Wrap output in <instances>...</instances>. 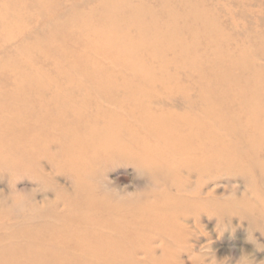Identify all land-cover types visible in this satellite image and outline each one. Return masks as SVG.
<instances>
[{
  "label": "bare ground",
  "instance_id": "bare-ground-1",
  "mask_svg": "<svg viewBox=\"0 0 264 264\" xmlns=\"http://www.w3.org/2000/svg\"><path fill=\"white\" fill-rule=\"evenodd\" d=\"M26 16L40 17V28ZM221 17L211 0H0V168L28 171L45 155L88 189L109 166L129 164L179 184L170 212L196 221L204 178L236 170L257 181L264 37L248 25L239 35ZM122 193L108 194L113 211L136 199ZM86 197L97 216L100 200ZM5 249L6 264L46 255Z\"/></svg>",
  "mask_w": 264,
  "mask_h": 264
},
{
  "label": "rangeland",
  "instance_id": "rangeland-1",
  "mask_svg": "<svg viewBox=\"0 0 264 264\" xmlns=\"http://www.w3.org/2000/svg\"><path fill=\"white\" fill-rule=\"evenodd\" d=\"M211 4L238 34L243 35L248 25L259 28L264 37V0H211ZM23 19L31 28L41 26L40 17ZM30 31L26 38L34 42ZM3 50L0 46V54ZM258 61L264 64L263 58ZM262 153L264 159V147ZM34 163L18 173L0 168V253L3 248L16 253L20 247L22 254L33 250L46 254L39 260L32 257L29 264H264L263 214L247 209L253 204L264 213V176L251 182L233 170L204 178L197 202L202 216L196 221L198 217L180 209L170 212L168 206L179 202V184L149 178L132 165L109 166L104 175L88 179L86 189L79 187L80 176L60 171L45 155ZM197 179L193 175L188 181L194 186ZM103 188L114 194L124 191V196L135 194L136 199L116 212L115 201ZM90 195L100 200L97 216L89 213L93 210L86 196ZM182 195L192 197L190 192ZM156 210H163L164 221ZM102 218L109 223H102ZM30 234L34 238L28 240Z\"/></svg>",
  "mask_w": 264,
  "mask_h": 264
}]
</instances>
